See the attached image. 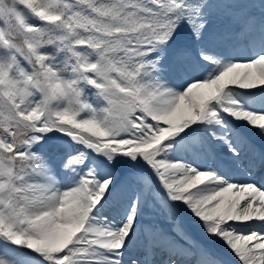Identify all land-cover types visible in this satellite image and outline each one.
<instances>
[{
  "label": "snow or ice",
  "instance_id": "snow-or-ice-1",
  "mask_svg": "<svg viewBox=\"0 0 264 264\" xmlns=\"http://www.w3.org/2000/svg\"><path fill=\"white\" fill-rule=\"evenodd\" d=\"M0 264H264V0H0Z\"/></svg>",
  "mask_w": 264,
  "mask_h": 264
}]
</instances>
